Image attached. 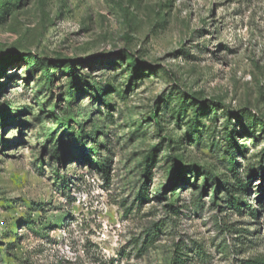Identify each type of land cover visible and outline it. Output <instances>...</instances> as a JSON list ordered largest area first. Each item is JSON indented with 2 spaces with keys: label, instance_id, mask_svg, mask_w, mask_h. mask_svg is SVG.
<instances>
[{
  "label": "rangeland",
  "instance_id": "1",
  "mask_svg": "<svg viewBox=\"0 0 264 264\" xmlns=\"http://www.w3.org/2000/svg\"><path fill=\"white\" fill-rule=\"evenodd\" d=\"M263 174L264 0H0V264H246Z\"/></svg>",
  "mask_w": 264,
  "mask_h": 264
},
{
  "label": "trees",
  "instance_id": "2",
  "mask_svg": "<svg viewBox=\"0 0 264 264\" xmlns=\"http://www.w3.org/2000/svg\"><path fill=\"white\" fill-rule=\"evenodd\" d=\"M227 143L229 144V146H233L234 145V138L230 135L227 136ZM230 163L232 164L233 168H236L237 166V162L235 161V155L231 153V156H230ZM264 176V174L262 175ZM237 181H235V188L236 189H239V187H244V184L240 181V179L237 177ZM238 187V188H237ZM231 204L236 208L238 209L239 208V205H240V202L237 201L236 199L234 198H231ZM185 260L186 258L183 257V255L179 254V255H176L174 257V262L173 264H184L185 263ZM246 264H264V257H256V258H252V259H249Z\"/></svg>",
  "mask_w": 264,
  "mask_h": 264
}]
</instances>
